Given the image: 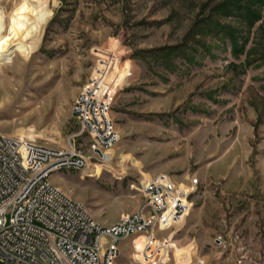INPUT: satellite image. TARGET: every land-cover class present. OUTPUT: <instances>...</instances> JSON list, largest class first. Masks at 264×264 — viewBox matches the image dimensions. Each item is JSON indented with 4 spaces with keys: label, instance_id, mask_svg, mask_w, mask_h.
Segmentation results:
<instances>
[{
    "label": "rangeland",
    "instance_id": "374dc122",
    "mask_svg": "<svg viewBox=\"0 0 264 264\" xmlns=\"http://www.w3.org/2000/svg\"><path fill=\"white\" fill-rule=\"evenodd\" d=\"M0 14L32 35L0 65V134L90 156L72 106L92 76L116 88L111 163L54 186L107 225L142 205L144 180L196 179L158 236L183 250L169 263L264 264V0H0ZM133 254L122 242L116 264Z\"/></svg>",
    "mask_w": 264,
    "mask_h": 264
},
{
    "label": "built area",
    "instance_id": "2783aa9c",
    "mask_svg": "<svg viewBox=\"0 0 264 264\" xmlns=\"http://www.w3.org/2000/svg\"><path fill=\"white\" fill-rule=\"evenodd\" d=\"M115 94L106 77L92 76L72 106L79 136L90 139V156L73 145L52 148L0 134V264H116L120 244L130 241L134 251L138 236L146 238L143 264H170V245L158 236L188 214L198 180H144L137 190L142 205L110 226L97 223L50 181L55 174L85 170L92 159L103 164L120 143L111 117Z\"/></svg>",
    "mask_w": 264,
    "mask_h": 264
},
{
    "label": "bare ground",
    "instance_id": "6f19581e",
    "mask_svg": "<svg viewBox=\"0 0 264 264\" xmlns=\"http://www.w3.org/2000/svg\"><path fill=\"white\" fill-rule=\"evenodd\" d=\"M18 18H14L13 21L8 22L3 20L0 14V65L12 63V50L20 48H29L27 43H32V35L27 27L17 21ZM6 89V86H1V89ZM21 139L33 140L34 136H26L23 132L20 134ZM126 157H122L125 159ZM112 161V152L109 151L105 154L104 163L109 164ZM98 174V173H97ZM100 174V173H99ZM146 238L144 236H138L134 239L135 250L132 256L133 260L140 264H143V252L145 249ZM176 247V246H175ZM171 250L175 249L173 245H170ZM176 254L183 252V250L175 249ZM178 259V258H177ZM179 264H183V261H179Z\"/></svg>",
    "mask_w": 264,
    "mask_h": 264
},
{
    "label": "crops",
    "instance_id": "0c3cea01",
    "mask_svg": "<svg viewBox=\"0 0 264 264\" xmlns=\"http://www.w3.org/2000/svg\"><path fill=\"white\" fill-rule=\"evenodd\" d=\"M113 223H109V224H107L106 226H110V225H112Z\"/></svg>",
    "mask_w": 264,
    "mask_h": 264
}]
</instances>
